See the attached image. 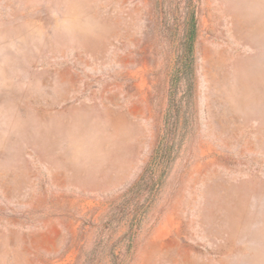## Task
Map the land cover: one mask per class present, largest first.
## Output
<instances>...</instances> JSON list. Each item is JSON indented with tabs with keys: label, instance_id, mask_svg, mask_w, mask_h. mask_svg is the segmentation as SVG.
<instances>
[{
	"label": "rangeland",
	"instance_id": "374dc122",
	"mask_svg": "<svg viewBox=\"0 0 264 264\" xmlns=\"http://www.w3.org/2000/svg\"><path fill=\"white\" fill-rule=\"evenodd\" d=\"M0 264H264V0H0Z\"/></svg>",
	"mask_w": 264,
	"mask_h": 264
},
{
	"label": "trees",
	"instance_id": "16d2710c",
	"mask_svg": "<svg viewBox=\"0 0 264 264\" xmlns=\"http://www.w3.org/2000/svg\"><path fill=\"white\" fill-rule=\"evenodd\" d=\"M195 36H196V25H195V21L192 20L191 36L189 41V43L191 44L190 53L192 52V44L195 40ZM173 106L175 107V104ZM171 111H173V108ZM166 128H167V122H166ZM169 130H171V123L168 124V131ZM166 149H167V142L163 141L162 143H160L158 149L156 150V155L154 159L152 160V162L149 163L146 171L142 176L141 180L146 178L151 183L153 188L156 187L161 182L163 174L168 167V160L164 158V155L167 154ZM159 154L160 156H158ZM141 180L140 182H138V185L141 183Z\"/></svg>",
	"mask_w": 264,
	"mask_h": 264
}]
</instances>
